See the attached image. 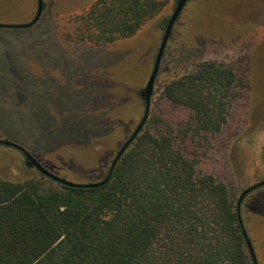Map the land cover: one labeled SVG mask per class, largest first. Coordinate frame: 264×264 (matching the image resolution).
Masks as SVG:
<instances>
[{"label": "rangeland", "instance_id": "obj_1", "mask_svg": "<svg viewBox=\"0 0 264 264\" xmlns=\"http://www.w3.org/2000/svg\"><path fill=\"white\" fill-rule=\"evenodd\" d=\"M94 1L42 0L34 25L0 28V139L18 140L46 170L74 183L99 182L98 173L138 125L139 92L153 68L160 24L176 2L131 37L96 46L79 39L75 23ZM36 9L37 0H0V25L28 24ZM207 61L231 66L246 84L231 114L235 136L223 140L227 145L214 138L200 165L223 180L227 149L239 197L264 181V0H190L166 44L150 111L166 82ZM162 108L182 118L180 110ZM37 175L19 151L0 145V178ZM240 212L256 262L264 264V186L243 198Z\"/></svg>", "mask_w": 264, "mask_h": 264}, {"label": "trees", "instance_id": "obj_2", "mask_svg": "<svg viewBox=\"0 0 264 264\" xmlns=\"http://www.w3.org/2000/svg\"><path fill=\"white\" fill-rule=\"evenodd\" d=\"M169 1L95 0L75 18L77 35L112 45ZM245 88L243 76L214 61L166 82L142 131L98 188L67 187L39 173L0 178V264H253L227 149L223 180L200 167L214 138L235 136L231 114ZM240 219L249 238L241 212Z\"/></svg>", "mask_w": 264, "mask_h": 264}, {"label": "water", "instance_id": "obj_3", "mask_svg": "<svg viewBox=\"0 0 264 264\" xmlns=\"http://www.w3.org/2000/svg\"><path fill=\"white\" fill-rule=\"evenodd\" d=\"M189 1L190 0H176V2H175L173 12L170 15V17L168 18V20L165 24V27H164V32H163V35L161 38V42H160V45L158 47L157 53H156L155 58H154V64H153L151 74L148 78V81L146 82L145 87L143 88V90L139 94L140 98L142 99L143 105H144L143 115H142L138 125L133 130V132L130 134V136L123 142V144L117 150V152H116V154H115V156H114V158L110 164L108 174L103 181L94 182V183L70 182L64 178L58 177V176L50 173L43 166H41V164L36 159H34L20 145L15 144L14 142H11L9 140H3V139H0V145L19 151L24 157L25 167L35 169L40 175L46 177L47 179H49L51 181L58 183V184H61V185L67 186V187H71V188H98L100 186H103L109 180L111 173H112L115 165L119 161L120 157L124 154V152L130 146V144L135 140V138L138 136V134L142 131V129H143V127L147 121L149 111H150V100H151V97L153 95L154 83H155V79H156L158 71H159L160 62H161V59L163 57L166 44H167V42L171 36L172 29H173L177 19L179 18L181 12L183 11V9L185 8L186 4ZM42 10H43V2H42V0H37L36 13H35L34 19L30 23L23 24V25H0V28H26V27H31L32 25H34L39 20L41 13H42ZM262 186H264V181H261L259 183H256V184L244 189L241 192V194L239 195L238 201L236 203V209H237V215H238L239 223H240V226L242 228V233H243V236L245 238L246 245H247V248H248L249 253L251 255V259L253 261V264H257V262H256V259H255L254 253H253L251 242L248 239L246 232L243 230V225H242V222L240 219V205H241L243 198L248 193H250L251 191H253L259 187H262Z\"/></svg>", "mask_w": 264, "mask_h": 264}]
</instances>
